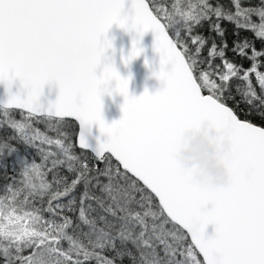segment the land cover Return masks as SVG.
Listing matches in <instances>:
<instances>
[{"label":"snow or ice","instance_id":"obj_1","mask_svg":"<svg viewBox=\"0 0 264 264\" xmlns=\"http://www.w3.org/2000/svg\"><path fill=\"white\" fill-rule=\"evenodd\" d=\"M113 25L131 36L127 75ZM141 55L161 86L136 95ZM0 85V157L19 168L0 194V264H264V0H0ZM206 131L220 183L180 157Z\"/></svg>","mask_w":264,"mask_h":264},{"label":"water","instance_id":"obj_2","mask_svg":"<svg viewBox=\"0 0 264 264\" xmlns=\"http://www.w3.org/2000/svg\"><path fill=\"white\" fill-rule=\"evenodd\" d=\"M109 37H115V47L117 49L116 52V62L118 67L120 68L122 74L127 75L128 69L124 67L120 58V49L123 48L125 53L131 47V36L126 33L123 29L119 28L117 25H113L112 29L108 33ZM153 34L149 32L144 37V44L146 46V55L155 60L158 64L159 57L158 54L153 52L152 42H153ZM111 54V50H109V55ZM145 56L141 55L136 61L132 64V72L134 73V79L130 85V90L134 92L136 95H140L145 86L149 88L151 91H155L159 88L160 81L155 77H150V72L144 64ZM58 94V89L52 86H46L45 88V96L46 98L55 99ZM5 98L4 86L0 85V100ZM123 96L116 94L115 99L112 96L105 95L104 97V114L106 119L111 122L113 120H117L121 117L122 112L120 109V105L123 103ZM93 132L95 135H99L98 126H94ZM214 135V133L205 132L200 135L189 134V143L185 146V148L180 152V157L188 163L190 166L199 167L202 171L203 177L210 182H213V177L208 170L209 163H214L216 168H220L218 161H216L212 155L213 149L208 145L207 138L209 136ZM198 149H205L209 153V157L207 159H196V154ZM209 232L213 231V227L209 226Z\"/></svg>","mask_w":264,"mask_h":264},{"label":"trees","instance_id":"obj_3","mask_svg":"<svg viewBox=\"0 0 264 264\" xmlns=\"http://www.w3.org/2000/svg\"><path fill=\"white\" fill-rule=\"evenodd\" d=\"M225 2H227V0H225ZM227 28H228V36H227V39H228V41H229V45L231 46V42H232V40L235 39V37H233V35H232L233 26H232L231 24H228V25H227ZM202 31H203L206 35L208 34V32H207V25L204 26V29H202ZM240 35H241V36H247V37H249V38L252 37V33H251V32H241ZM217 40L219 41V37H217ZM257 47H260L259 42H257ZM205 54H206V51H205ZM228 56H229L230 58H233V59L237 60V61L240 60V57L235 56L234 53H232L231 51L228 52ZM243 63L245 64V66H247L248 61L245 60V61H243ZM16 116H17V118H19V113H16ZM242 118L252 119V120H254V121L257 122V123H260L259 118L256 117V116L242 117ZM37 127L43 129V128H44V125H43V124H38ZM75 132H76V128H75V126H74V127H73V133H74V135H73V139H74V140H75ZM11 134H12V133H11V131H10L9 129H6V128H5V129L0 130V138L8 137V136H10ZM11 143L14 144V145H16V146H18V147H20L22 152L24 151V146L21 145V144H18L17 141L13 140V141H11ZM75 153H76V154L86 155V156L88 157V160H89V163H90V164L95 163V161H94V159H93V157H92V153H91V152L81 153V149H80L79 147H77V148H75ZM27 154H28L30 157H32V156H36V153L34 152V150H31V149H29V150L27 151ZM36 158H37V161L39 162V157L37 156ZM13 161H14V157H8V158H2V157H0V185H1L0 188H2V189L4 188V186H5L6 184L10 183V180L8 179V177H11V176H13V175H16V174L18 173V171H19V168H18V167H17V169H16V172L13 171V168H12ZM5 163L8 165L7 169H5V168L3 167V164H5ZM100 167L102 168L103 165L101 164ZM61 172H62V173L64 172L63 168L61 169ZM17 178H18V177H17ZM50 178H51V176H49V179H50ZM1 194H3V190H2V192H1ZM93 264H94V262H93ZM124 264H129V262H128L127 260H125Z\"/></svg>","mask_w":264,"mask_h":264},{"label":"clouds","instance_id":"obj_4","mask_svg":"<svg viewBox=\"0 0 264 264\" xmlns=\"http://www.w3.org/2000/svg\"><path fill=\"white\" fill-rule=\"evenodd\" d=\"M208 170L213 177V182L220 183L224 179L222 169L216 168L214 163H209Z\"/></svg>","mask_w":264,"mask_h":264},{"label":"rangeland","instance_id":"obj_5","mask_svg":"<svg viewBox=\"0 0 264 264\" xmlns=\"http://www.w3.org/2000/svg\"><path fill=\"white\" fill-rule=\"evenodd\" d=\"M217 63H219V61H217ZM0 186H1V185H0ZM2 190H4V188H3V189H2V188H0V194H1Z\"/></svg>","mask_w":264,"mask_h":264}]
</instances>
